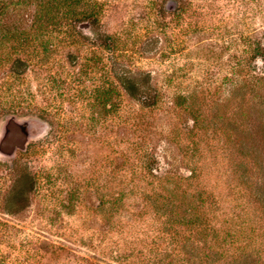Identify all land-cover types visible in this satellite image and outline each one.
Wrapping results in <instances>:
<instances>
[{"label":"rangeland","instance_id":"1","mask_svg":"<svg viewBox=\"0 0 264 264\" xmlns=\"http://www.w3.org/2000/svg\"><path fill=\"white\" fill-rule=\"evenodd\" d=\"M12 117L0 264H264V0H0Z\"/></svg>","mask_w":264,"mask_h":264},{"label":"water","instance_id":"2","mask_svg":"<svg viewBox=\"0 0 264 264\" xmlns=\"http://www.w3.org/2000/svg\"><path fill=\"white\" fill-rule=\"evenodd\" d=\"M92 18L79 25L82 29H87ZM28 122L20 123L13 117L8 119L5 125V132L0 138V153L6 157H12L17 149L25 150L29 141V135L22 131Z\"/></svg>","mask_w":264,"mask_h":264},{"label":"flooded vegetation","instance_id":"3","mask_svg":"<svg viewBox=\"0 0 264 264\" xmlns=\"http://www.w3.org/2000/svg\"><path fill=\"white\" fill-rule=\"evenodd\" d=\"M27 126H24L23 128H22V131L24 132V133H26L25 131H24V129L26 128ZM4 132H5V130H4ZM27 134V133H26Z\"/></svg>","mask_w":264,"mask_h":264}]
</instances>
